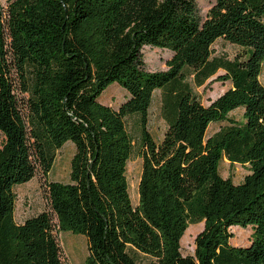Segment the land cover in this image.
I'll return each mask as SVG.
<instances>
[{
    "label": "trees",
    "instance_id": "trees-1",
    "mask_svg": "<svg viewBox=\"0 0 264 264\" xmlns=\"http://www.w3.org/2000/svg\"><path fill=\"white\" fill-rule=\"evenodd\" d=\"M212 1L205 18L198 0L0 4V264H66L58 228L87 238L84 264H264V0ZM220 39L240 52L214 56ZM146 47L172 53L167 71H148ZM219 71L232 86L206 106L194 87ZM120 90L118 108L103 102ZM156 91L168 125L160 142L149 130ZM238 109L243 120L230 116ZM69 142V182H49V209L18 223L15 188L49 174ZM223 159L248 168L242 183L222 177ZM200 223L195 255L183 256ZM234 226L252 228L251 245L230 243Z\"/></svg>",
    "mask_w": 264,
    "mask_h": 264
},
{
    "label": "rangeland",
    "instance_id": "rangeland-1",
    "mask_svg": "<svg viewBox=\"0 0 264 264\" xmlns=\"http://www.w3.org/2000/svg\"><path fill=\"white\" fill-rule=\"evenodd\" d=\"M14 0H0V4L7 9L9 4ZM200 13L205 18L213 6L212 0H198ZM240 52L239 47L226 42L225 40H218L213 45V55L233 59ZM143 56L146 63V68L150 72H165L168 70L167 62L172 58V53L167 50L159 48L146 47L143 50ZM223 74L219 71L214 77L209 79L202 87L195 88V93L202 100L204 105H210L214 100L219 98L223 93L231 88V82L217 81V77ZM188 81L193 83V77L188 76ZM260 81L264 85V65L260 74ZM117 86V85H116ZM110 87L106 92L114 91ZM113 89V90H112ZM115 97L104 98L103 102L110 104L113 108L118 106L124 101L125 95L123 91H115ZM162 108V92L156 91L154 93L153 102L150 110V124L149 130L152 137L160 142L167 130V123L161 115ZM231 117L243 120V110L238 109L230 114ZM133 120H128V127L135 138L136 143L138 140L137 129L133 127ZM226 123L212 124L208 129V137L219 131V129ZM4 142V136L0 134V148ZM75 153V146L71 142L67 143L57 154L54 166L49 174L44 175L40 169L36 172L34 178L25 184L19 185L15 188L16 194V210L15 219L21 223L45 210L49 209L48 189L49 182L59 181L67 183L70 180V167L71 160ZM143 160L137 156H133L127 166V178L129 183V192L134 206L139 204V183L141 179ZM220 173L224 178H230L234 183L238 184L243 182L248 174V168L241 165H232L226 159L220 163ZM204 224L191 225L188 229L190 234L185 233L183 241L181 240V252L183 256L195 255V239L199 233L202 232ZM233 237L230 243L236 247H248L251 245V237L253 230L251 227L243 228L234 226L232 229ZM187 232V231H186ZM58 237L63 253V259L66 264H84L88 255V240L83 235H75L71 232L61 231L59 228L55 232ZM136 259L142 263L150 261V258L134 253Z\"/></svg>",
    "mask_w": 264,
    "mask_h": 264
},
{
    "label": "bare ground",
    "instance_id": "bare-ground-1",
    "mask_svg": "<svg viewBox=\"0 0 264 264\" xmlns=\"http://www.w3.org/2000/svg\"><path fill=\"white\" fill-rule=\"evenodd\" d=\"M190 230H191V229H190ZM190 230L188 229V230H187V232H186V234H188V235H189V234H190V233H189V232H190ZM184 237H185V236H184ZM182 241H183V239H182Z\"/></svg>",
    "mask_w": 264,
    "mask_h": 264
},
{
    "label": "crops",
    "instance_id": "crops-1",
    "mask_svg": "<svg viewBox=\"0 0 264 264\" xmlns=\"http://www.w3.org/2000/svg\"><path fill=\"white\" fill-rule=\"evenodd\" d=\"M228 161V160H227ZM229 162V161H228ZM230 163V162H229ZM235 165H239L240 166V164H235ZM242 166V165H241ZM243 167V166H242ZM249 173V172H248ZM242 183V182H241ZM239 184V183H238Z\"/></svg>",
    "mask_w": 264,
    "mask_h": 264
}]
</instances>
